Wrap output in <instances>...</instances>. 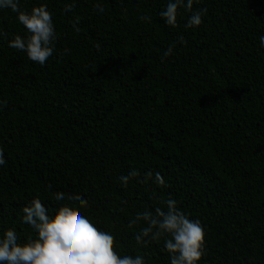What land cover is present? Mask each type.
I'll return each mask as SVG.
<instances>
[{
	"label": "trees",
	"instance_id": "trees-1",
	"mask_svg": "<svg viewBox=\"0 0 264 264\" xmlns=\"http://www.w3.org/2000/svg\"><path fill=\"white\" fill-rule=\"evenodd\" d=\"M167 2L21 0L53 14L43 66L8 46L26 30L0 10V231L26 238V202L39 195L54 214L63 192L88 201L80 211L120 255L169 264L163 240L137 245L144 224L128 222L172 198L204 228L198 264H264V0H194L206 11L189 29L183 9L177 27L165 24ZM132 169L139 177L122 184Z\"/></svg>",
	"mask_w": 264,
	"mask_h": 264
},
{
	"label": "clouds",
	"instance_id": "clouds-1",
	"mask_svg": "<svg viewBox=\"0 0 264 264\" xmlns=\"http://www.w3.org/2000/svg\"><path fill=\"white\" fill-rule=\"evenodd\" d=\"M194 0H168L159 15L165 24L172 28L177 27L179 10L191 13L184 25L186 29L197 28L202 23V16L206 9L192 11ZM74 5H65V11H71ZM103 13L100 4L94 6ZM9 9L16 14V19L26 30L25 36L16 35L8 41L10 48L24 52L28 59L45 65L55 50L57 40L52 13L46 3L34 6L31 10L21 7V0H0V10ZM141 20H149L144 15ZM76 31H79L77 28ZM6 33L0 30V37ZM182 41L183 37H179ZM260 47L264 48V35L259 37ZM174 45L163 52L161 60L173 54ZM68 50L65 49V52ZM2 103V102H0ZM6 164L4 149L0 147V167ZM137 169H132L127 175L120 176L122 184L129 179L139 177ZM153 178V172L146 173ZM154 182L159 187L165 186L163 176L156 172ZM51 191L52 185L49 184ZM54 214L49 207L54 208L56 203L46 206L39 195H36L22 208L21 223L32 230L31 234L21 239L15 228L0 231V264H147L142 255H120L114 250L115 236L104 231L83 214L80 209H88L89 203L84 198H76L63 192H57ZM165 208L155 207L145 209L135 214L129 220L128 226H144L134 233L137 245L141 247L149 242L163 240L162 250L168 253L169 264H198L205 249V232L199 219H190L189 216L177 207V201L169 198L165 200Z\"/></svg>",
	"mask_w": 264,
	"mask_h": 264
}]
</instances>
